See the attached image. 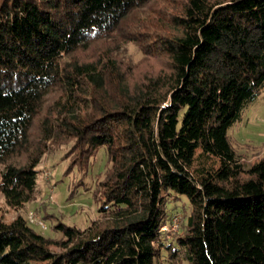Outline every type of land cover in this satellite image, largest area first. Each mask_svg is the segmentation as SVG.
Returning a JSON list of instances; mask_svg holds the SVG:
<instances>
[{
    "label": "trees",
    "instance_id": "trees-1",
    "mask_svg": "<svg viewBox=\"0 0 264 264\" xmlns=\"http://www.w3.org/2000/svg\"><path fill=\"white\" fill-rule=\"evenodd\" d=\"M263 91L264 0H0L5 204L34 201L49 150L83 178L107 156L96 219L0 218V264H264V157L228 136Z\"/></svg>",
    "mask_w": 264,
    "mask_h": 264
},
{
    "label": "rangeland",
    "instance_id": "rangeland-1",
    "mask_svg": "<svg viewBox=\"0 0 264 264\" xmlns=\"http://www.w3.org/2000/svg\"><path fill=\"white\" fill-rule=\"evenodd\" d=\"M126 48L133 61L140 59L141 55L133 45L128 44ZM228 136L233 149L246 162L257 156L264 157V91L252 103L244 107L241 121L229 130ZM68 148V145H64L56 150H49L43 156L37 167L40 173L37 177L34 201L25 203L19 210H14L9 208L0 196V218L3 221L9 222L17 215L26 218L29 211L42 218L41 207L45 206L47 215L55 219L44 220L45 230L36 226H32V229L46 238L57 239L60 234L52 230V225L56 220L66 226L84 229L96 219L99 202L94 198V187L107 168L106 151L101 149L97 153L83 178L76 167L69 170L70 159L64 156ZM81 179H83V184L75 188ZM176 210L180 218V227L189 212L185 199L181 198L180 202L176 203ZM177 232L178 230L174 234ZM173 235H168V238ZM166 260L163 255L160 263L168 264Z\"/></svg>",
    "mask_w": 264,
    "mask_h": 264
},
{
    "label": "built area",
    "instance_id": "built-area-1",
    "mask_svg": "<svg viewBox=\"0 0 264 264\" xmlns=\"http://www.w3.org/2000/svg\"><path fill=\"white\" fill-rule=\"evenodd\" d=\"M26 219L28 221V223L31 226H36L42 230L46 229V226L44 224V221L37 216L36 213L29 211L26 214ZM179 222H180V218L178 215L174 216L171 220V224L170 225H165L161 228V231H164L167 233V235H173L179 228Z\"/></svg>",
    "mask_w": 264,
    "mask_h": 264
}]
</instances>
